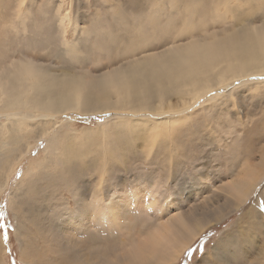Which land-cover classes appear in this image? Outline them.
I'll list each match as a JSON object with an SVG mask.
<instances>
[{
    "label": "bare ground",
    "instance_id": "obj_1",
    "mask_svg": "<svg viewBox=\"0 0 264 264\" xmlns=\"http://www.w3.org/2000/svg\"><path fill=\"white\" fill-rule=\"evenodd\" d=\"M36 1L30 0L20 8L22 0H0V5L4 6L0 8V115L6 118L5 122L0 121V189L13 170L9 166L12 159L20 162L28 150L22 144L23 139L45 140L42 152L46 164L55 162L71 177L69 180L65 176L61 181L70 187L72 200L63 196L65 212L53 216L54 221L65 219L63 223L53 221L65 242V245L53 246L56 253L53 260L62 264V259L70 251L72 261L78 260L77 264H119L124 256L125 238L115 236L113 229L119 224L127 228L130 223L127 229L132 233L136 225L146 224V217L141 214L132 221L122 220L125 215L121 213V206L125 204L123 197L129 196L124 195L117 201L113 196L117 194L116 186L113 194L106 196L104 205L100 193L103 182L97 178L109 165L105 162L101 176H96L92 165L98 155L91 148V142L96 141L97 135L101 136L99 150L104 152H101L104 160L124 164L130 147L145 140L142 132L147 130L143 124L150 129L156 125L158 137L164 132L171 134L183 119H179L178 114L186 112L210 90L218 92L229 88L224 94L209 97L202 108L228 103L234 95L238 106L243 98H252L249 92L258 85L263 88L261 93H257L258 99L264 98V0H220L226 11L214 7L210 0H192V7L189 0H185L187 11L182 17L189 15L191 19L166 20L149 19L147 0H125L124 4H119L120 9L117 7L116 14H113L116 7L112 6L114 8L109 11L108 6L106 9L100 6L96 19L92 15L86 24L79 20L80 17L78 19V11L76 22L71 23L75 30L71 43L67 39L66 19L60 18L59 14L64 0L57 3ZM243 3L251 6L241 11L239 6ZM256 5L260 7L251 11ZM106 10L108 14H105ZM229 11L232 19L226 23L222 19H228L224 15ZM156 22L160 25L156 26ZM218 23L222 24L216 25ZM253 80L257 83L245 84ZM170 96L177 100L171 102ZM110 111L119 116L118 119L95 127L96 132L87 128L76 132L70 123H59L60 117L69 113L95 115ZM133 111L144 117H130L128 114ZM145 116L153 120L145 119ZM61 127L68 131L63 134ZM139 151L136 150L137 153ZM132 153L133 160L139 158L138 154ZM259 162L261 165L253 167L254 171H245L243 164L239 163L242 170L237 169L232 181L220 187L223 192L236 196L233 205L227 202L220 206L221 212L225 211L221 217L238 208L242 199L264 177V160ZM87 170L93 171V179L86 177ZM137 173L135 171L131 175ZM25 181L28 186L35 183L32 170L28 171ZM23 183L24 180L18 181L13 194V206L19 204L22 209L20 216L23 219L27 217L25 224L20 225L23 231L17 237L20 243L32 242L24 230L29 232V222L36 225L35 218L40 211L38 206H34L36 203L25 198L27 192L23 191L27 188L23 187L21 191ZM107 189L109 192L108 186ZM227 197L224 194L223 199ZM156 204L153 200L141 201L142 211L156 222L151 234H142L139 230L133 235L136 239H133L130 256L134 264H149L161 248L166 253L173 248L170 245L172 248L167 249V242L176 236L168 226L173 220L170 218L165 222L167 218L159 219L156 212L151 211ZM45 207L49 208V204ZM166 208L162 207L158 215ZM116 212L121 215L116 216ZM204 214L206 210H200L193 216L200 220ZM217 218L215 215L206 217L192 227L180 222L188 233L184 237V245L197 234L196 231L212 220L217 221ZM257 220L261 222L258 217ZM49 222L51 226L52 222ZM178 232L185 233L182 227ZM50 238L56 241L51 235ZM32 244L19 250L22 259L27 263L32 259L36 264H48L46 254L37 251ZM118 245L119 249L122 246L121 254L116 249ZM179 252L174 248L169 255L177 258Z\"/></svg>",
    "mask_w": 264,
    "mask_h": 264
},
{
    "label": "rangeland",
    "instance_id": "obj_2",
    "mask_svg": "<svg viewBox=\"0 0 264 264\" xmlns=\"http://www.w3.org/2000/svg\"><path fill=\"white\" fill-rule=\"evenodd\" d=\"M33 1L35 2L36 0ZM40 1L36 2L39 3ZM49 1L57 3L60 0H46L45 3H49ZM29 2L30 0H22L20 8H23L22 6ZM125 2V0H64L63 9H60L59 14L60 18L66 19L68 42H72V37L75 34L74 26H71V23L76 22L78 11H80L78 19L80 17L79 20L82 19L81 22L86 24L85 21H88L92 15L93 19H96L95 15L100 13L101 7L106 9L108 6L110 9L107 10L109 11L116 7L113 9V14H116L118 13L117 7L120 6L119 4L122 5ZM210 2L217 9H221L220 11H226V7H223L220 0H210ZM145 3L148 5L149 19L166 20L183 19L185 17L191 19L189 15L182 17L184 12L187 11L185 0H147ZM188 4L192 7V0H189ZM248 5L250 4L243 3L239 6L240 10H247L249 8L247 7ZM97 6H99V10ZM2 7L4 6L1 4L0 8ZM259 7L260 5L253 6L251 11L257 10ZM118 8L120 9V7ZM106 11L105 14H108L109 12ZM225 14L227 16H224L228 19L222 20L228 23L232 19V16H229L231 11ZM219 24L222 23L216 25ZM155 25L158 26L160 23L156 22ZM251 83L257 82L253 80L245 84ZM261 87L258 85L251 88L249 93L250 95L252 94V98H243V102L238 106L235 103L234 95L231 100L227 101L228 103L215 105V107L214 104H211L209 107L202 108L203 103L209 97L218 96L220 93L224 94L229 88L218 92L216 89L210 90L209 93L190 105L186 112L178 114L180 115L179 119L182 117L183 119L176 124L174 132L171 134L164 132L163 135L158 137L159 133L155 130L157 128L156 125L151 126L155 131L153 134L152 129L146 128L147 124L142 123L144 130L148 132H142V137L145 140L137 142V146L130 147L129 152L125 156L127 162L123 161L124 164H119L118 162L120 161L104 160L101 154V152H104L99 150L102 142L101 136L97 135L96 141L91 142L93 145L89 144L96 151V155H98L92 165L93 171L97 173L96 176H101V172L105 168V162L110 166V168L107 166L108 169L106 167L103 175L97 178L100 182H103L100 193L102 194L101 198L104 205L106 204V196L112 195L113 187L116 186L117 194L113 196L117 201L124 195L129 196L123 197L125 204L121 206V213L125 215L122 220L128 221L130 219L132 221L141 214L146 217V224L136 225L132 233L127 229L130 227V223L127 228H123L119 224V227L113 229L112 232L115 236L120 239L125 238L124 256L120 258L119 264H134L130 256L133 239H136V237H133L134 234H138L139 230L142 231V234L146 232L151 234L153 232L156 220L148 218L146 213L142 211L141 201L143 200H153L158 203L151 211L156 212L159 219L167 218L165 222L172 218L171 220L173 221L168 223V226L171 232H176L174 240L171 237L173 241L171 240L170 242L169 240L167 242L169 243L167 249L173 246L169 250L170 252L167 251L166 253L161 248L159 253L150 259L149 264H197L202 253L207 261H211V264H228L231 252L239 251L243 253L244 250L253 253L249 257L248 264H260L257 257L264 253V177L255 185L253 191L245 199H242L238 208L223 217L221 216L225 211L222 213L220 206H224L227 202L233 205L236 196L226 191L223 192L220 187L232 181L236 170L241 169L238 166L239 163L243 164L245 171H254L253 167L261 165L259 161L264 160L262 158L264 157V98L258 99L257 96L263 90ZM176 100L175 96H170L171 102ZM228 104L231 105L229 106ZM166 114L169 116L168 113ZM128 115L135 119L144 117L134 111ZM117 117L119 116L111 111L110 113L95 115L69 113L60 117L59 123H70L71 129L76 132H81L84 128L91 132H96L97 129L95 127L118 119ZM145 117H147L145 119L153 120L150 116ZM0 121L5 122L6 118L0 115ZM60 129L63 134L68 131L65 127ZM161 129L163 131L168 130V128ZM144 133L149 135H144ZM157 137L158 140L151 144V141ZM44 142L45 140L34 137L24 138L22 144L28 150L23 153L20 162L12 159L9 164L13 170L3 188L0 189V213H3V216L0 217V225H6V227H0V244L2 246V249H0V264H36L32 259H30L32 261L30 263L25 262L19 251L31 243H33L32 245L37 251L43 252L44 255L46 254L45 257L48 260H45L48 261V264H60L59 260H53L54 255H56L53 251V246L55 247L56 244L65 245V242L63 234L53 226L55 219L53 216L64 214L66 208L62 199L63 196L68 198L69 201L72 200L71 192L69 191L70 187L67 186V183L61 181L65 180V176L69 180L71 177L67 171H64L55 162L46 164V158L43 157L44 153L42 152ZM137 148L140 150L139 153L136 152ZM132 150H134L133 153L131 152ZM131 153L138 154L139 158L137 157L138 159L135 158L136 160H133ZM140 153L141 156H139ZM145 154H148V156ZM92 155L90 154V157ZM90 157L88 156V158ZM87 164L88 162L85 166ZM116 168L118 169L114 170ZM31 170L33 179H35L33 182L35 183L28 186L25 180L28 171ZM93 171L87 170L88 174L86 177L91 176L93 179L95 177L91 174ZM135 171L138 173L131 175ZM44 172H46V175ZM19 180H24L21 191H23V187L27 188L23 191V193L27 192L25 198L30 202L36 203L34 206H38L40 209L35 218L36 225L28 221L29 232L24 230L32 238V242L31 240L29 242L21 241V243L17 241V237L23 232L20 225L25 224V219L27 218V214L25 215L26 218L24 217L25 219L20 216L22 209L19 204L15 205V207L13 206V203H15L13 194ZM65 185L66 190L63 191ZM107 186L110 188L109 192ZM136 191L138 195H136ZM224 194L228 195L225 199H223ZM218 197L220 198L219 200ZM47 204H49V208L45 207ZM71 204H73L72 201ZM162 207L167 208L158 215V211ZM12 208L15 216H13ZM218 208L219 211L216 212ZM249 208L250 210L247 212ZM200 210H206V214L201 219L206 220V217L211 218L215 215L218 217L217 221L212 220L204 228L202 227L203 229L196 231V235L193 233V239L190 238L188 240L189 243L187 242L188 244H185V246L186 239L184 237L188 233L185 228L183 229L180 222L187 224L188 227L195 226L201 219H196V216L193 215ZM257 217L261 222L257 220ZM174 218L176 222H174ZM64 220L59 221L57 219L54 222L63 223ZM49 221L52 222L51 226L48 225ZM145 225L147 226L146 228H144ZM179 227H182V231L184 230L185 233L178 232ZM5 232L8 235L7 240L5 239ZM50 235L55 237L56 241L51 239ZM20 237L23 239V235ZM174 248L180 250L177 258L169 255V253L174 251ZM116 249L120 251H118L120 254L123 252L121 245L120 249L119 245ZM66 254L67 256L62 259V264H77L78 260L72 261L70 251Z\"/></svg>",
    "mask_w": 264,
    "mask_h": 264
},
{
    "label": "snow or ice",
    "instance_id": "obj_3",
    "mask_svg": "<svg viewBox=\"0 0 264 264\" xmlns=\"http://www.w3.org/2000/svg\"><path fill=\"white\" fill-rule=\"evenodd\" d=\"M116 216L121 215L120 212L115 213ZM3 216V213H0V217ZM0 227H6V225H0ZM5 239H8L7 232H5ZM252 252H248L247 250H244L243 253H240L239 251L231 252L230 258L228 264H248L249 257L252 256ZM257 260L260 261V264H264V253H261L260 256L257 257ZM197 264H211V261H207L204 254H201V258L199 261H197Z\"/></svg>",
    "mask_w": 264,
    "mask_h": 264
}]
</instances>
